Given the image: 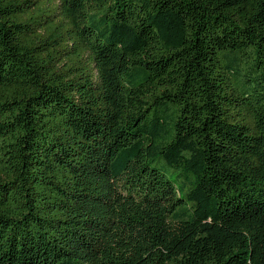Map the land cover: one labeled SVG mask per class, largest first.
Instances as JSON below:
<instances>
[{"label": "trees", "instance_id": "trees-1", "mask_svg": "<svg viewBox=\"0 0 264 264\" xmlns=\"http://www.w3.org/2000/svg\"><path fill=\"white\" fill-rule=\"evenodd\" d=\"M0 264H264V0H0Z\"/></svg>", "mask_w": 264, "mask_h": 264}]
</instances>
